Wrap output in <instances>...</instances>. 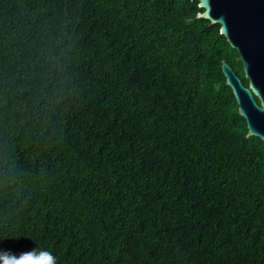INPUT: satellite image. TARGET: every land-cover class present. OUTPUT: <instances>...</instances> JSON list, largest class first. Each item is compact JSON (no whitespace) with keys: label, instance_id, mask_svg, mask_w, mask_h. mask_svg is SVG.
Segmentation results:
<instances>
[{"label":"trees","instance_id":"trees-1","mask_svg":"<svg viewBox=\"0 0 264 264\" xmlns=\"http://www.w3.org/2000/svg\"><path fill=\"white\" fill-rule=\"evenodd\" d=\"M191 0H0V264H264V143Z\"/></svg>","mask_w":264,"mask_h":264},{"label":"water","instance_id":"water-1","mask_svg":"<svg viewBox=\"0 0 264 264\" xmlns=\"http://www.w3.org/2000/svg\"><path fill=\"white\" fill-rule=\"evenodd\" d=\"M191 1H197L201 10L196 18L219 25L220 35L238 53L248 87L222 61L225 85L231 89L237 112L245 120L246 138L256 137L264 143V0Z\"/></svg>","mask_w":264,"mask_h":264},{"label":"flooded vegetation","instance_id":"flooded-vegetation-1","mask_svg":"<svg viewBox=\"0 0 264 264\" xmlns=\"http://www.w3.org/2000/svg\"><path fill=\"white\" fill-rule=\"evenodd\" d=\"M244 75V74H243ZM239 79H240V81H241V83H242V85L245 87V88H247L248 87V81H247V84L242 80V78H240L239 76H237ZM253 98H254V101H255V103L257 104V105H259V101H258V99L256 98V97H254L253 96Z\"/></svg>","mask_w":264,"mask_h":264}]
</instances>
